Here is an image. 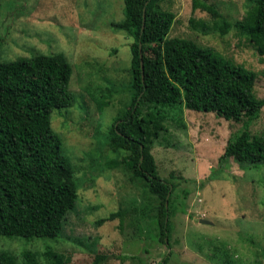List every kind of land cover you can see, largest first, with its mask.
Listing matches in <instances>:
<instances>
[{
  "label": "rangeland",
  "instance_id": "obj_1",
  "mask_svg": "<svg viewBox=\"0 0 264 264\" xmlns=\"http://www.w3.org/2000/svg\"><path fill=\"white\" fill-rule=\"evenodd\" d=\"M201 1L230 23L248 7V0ZM159 7L168 12L149 17L145 38L154 42L168 26V38L211 47L255 72L254 94L264 98V55L236 28L221 34L213 27L220 18L193 10L191 0H159ZM122 18V0H1L0 60L61 53L72 65L75 102L51 112V127L79 186L57 238L0 235V250L13 264L25 263L24 251L39 258L44 244L61 252L65 264H141L122 258L131 255L156 264L168 252V264H264V163L220 160L241 123L181 104L164 108L165 129L151 145L159 176L176 184L169 247L159 241L157 195L123 163L127 151L108 145L110 128L131 100L133 39L110 25ZM249 130L264 136V106ZM121 209V222L95 224ZM201 217L211 224L198 223Z\"/></svg>",
  "mask_w": 264,
  "mask_h": 264
},
{
  "label": "trees",
  "instance_id": "obj_2",
  "mask_svg": "<svg viewBox=\"0 0 264 264\" xmlns=\"http://www.w3.org/2000/svg\"><path fill=\"white\" fill-rule=\"evenodd\" d=\"M122 1L123 18L110 25L133 39L129 47L131 100L110 128L108 145L114 151H127L123 163L157 195L153 218L159 241L169 247L176 184L159 176L151 153L153 139L165 129L164 108L181 104L241 123L230 133L220 160L232 156L242 164L257 166L264 163V136L251 133L249 125L259 117L264 98L254 94L255 72L211 47L168 38V26L154 42L145 38L149 17L163 11L159 0ZM191 1L193 10L201 8L220 18L213 27L221 34L234 27L259 56L264 55V0H248L244 15L232 23L221 18L212 5ZM71 75L72 65L61 53L0 60V235L53 240L61 234L65 216L76 207L79 184L51 127V112L75 102L69 89ZM122 215V209L112 211L95 224L115 218L121 222ZM170 254L156 264H168ZM22 256L24 264H65L63 254L48 244L39 258L29 251ZM122 258H137L146 264L140 256ZM0 264H13L3 250Z\"/></svg>",
  "mask_w": 264,
  "mask_h": 264
},
{
  "label": "water",
  "instance_id": "obj_3",
  "mask_svg": "<svg viewBox=\"0 0 264 264\" xmlns=\"http://www.w3.org/2000/svg\"><path fill=\"white\" fill-rule=\"evenodd\" d=\"M197 220H198V222H200V223L211 224V221H209V220H207V219H204V218H198Z\"/></svg>",
  "mask_w": 264,
  "mask_h": 264
},
{
  "label": "crops",
  "instance_id": "obj_4",
  "mask_svg": "<svg viewBox=\"0 0 264 264\" xmlns=\"http://www.w3.org/2000/svg\"><path fill=\"white\" fill-rule=\"evenodd\" d=\"M201 218H203V217H201ZM205 219V218H204ZM198 221V220H197ZM198 223H200V222H198ZM200 224H202V223H200Z\"/></svg>",
  "mask_w": 264,
  "mask_h": 264
}]
</instances>
